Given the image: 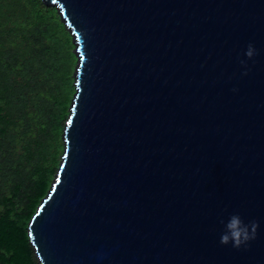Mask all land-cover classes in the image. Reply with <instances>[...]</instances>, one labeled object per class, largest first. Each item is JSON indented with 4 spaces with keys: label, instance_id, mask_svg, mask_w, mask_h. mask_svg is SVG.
I'll list each match as a JSON object with an SVG mask.
<instances>
[{
    "label": "water",
    "instance_id": "95a60500",
    "mask_svg": "<svg viewBox=\"0 0 264 264\" xmlns=\"http://www.w3.org/2000/svg\"><path fill=\"white\" fill-rule=\"evenodd\" d=\"M42 2L76 65L38 263L264 264V0ZM234 213L259 225L239 249Z\"/></svg>",
    "mask_w": 264,
    "mask_h": 264
},
{
    "label": "trees",
    "instance_id": "16d2710c",
    "mask_svg": "<svg viewBox=\"0 0 264 264\" xmlns=\"http://www.w3.org/2000/svg\"><path fill=\"white\" fill-rule=\"evenodd\" d=\"M73 48L54 7L0 0V264H39L28 224L59 167Z\"/></svg>",
    "mask_w": 264,
    "mask_h": 264
},
{
    "label": "clouds",
    "instance_id": "9594fccd",
    "mask_svg": "<svg viewBox=\"0 0 264 264\" xmlns=\"http://www.w3.org/2000/svg\"><path fill=\"white\" fill-rule=\"evenodd\" d=\"M257 54L256 49L250 43L245 51V56L252 59ZM246 67L245 61L240 62ZM242 75H247V71ZM223 224V231L220 235L219 243L221 245L231 244L233 248L239 249L241 246H247L248 242L255 239L258 223L253 220L245 223L239 214H232L228 217L227 221L221 220Z\"/></svg>",
    "mask_w": 264,
    "mask_h": 264
}]
</instances>
